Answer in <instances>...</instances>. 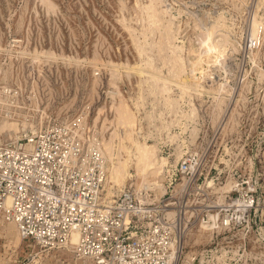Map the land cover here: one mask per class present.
<instances>
[{
    "label": "rangeland",
    "instance_id": "rangeland-1",
    "mask_svg": "<svg viewBox=\"0 0 264 264\" xmlns=\"http://www.w3.org/2000/svg\"><path fill=\"white\" fill-rule=\"evenodd\" d=\"M211 42L222 55L207 65ZM79 116L106 155L155 146L158 197L164 174L190 176L185 159L187 189L216 206L254 191L247 224H192L178 264H264V0H0V143ZM130 172L108 169L106 189L139 186ZM18 236L0 214V264H91Z\"/></svg>",
    "mask_w": 264,
    "mask_h": 264
},
{
    "label": "built area",
    "instance_id": "built-area-1",
    "mask_svg": "<svg viewBox=\"0 0 264 264\" xmlns=\"http://www.w3.org/2000/svg\"><path fill=\"white\" fill-rule=\"evenodd\" d=\"M103 142L102 132L79 116L27 126L0 143V214L21 240L54 249L69 246L75 235V256L91 264H178L183 248L178 253L177 246L192 224L212 231L248 223L254 191L216 206L199 188L187 189L189 159L177 172L190 176L174 186L176 176L164 174L160 197L135 183L106 189Z\"/></svg>",
    "mask_w": 264,
    "mask_h": 264
},
{
    "label": "bare ground",
    "instance_id": "bare-ground-1",
    "mask_svg": "<svg viewBox=\"0 0 264 264\" xmlns=\"http://www.w3.org/2000/svg\"><path fill=\"white\" fill-rule=\"evenodd\" d=\"M151 3H153V1ZM152 7L153 6H150V8H152ZM152 14H153V12H152ZM208 34H209V32H208ZM210 35H212V34H210ZM220 48H221V42H217L215 44H214V42L213 43L211 42L209 45H207L205 47V52H207L209 57L212 56L213 54H215L214 59L199 60V61L205 62L207 65H212V64L216 63L222 55V50H220ZM199 61H197L195 64H199ZM166 90H168V87L164 83V86L162 87V91L166 92ZM107 146H108V143H107ZM106 151L108 152V150H106ZM109 151H110V149H109ZM108 153H110V152H108ZM112 154H111V156L109 154H107L111 157L109 159V160H111L110 161L111 165L108 166V169H109L110 176L112 179H113V177H115V175L119 174L120 181L122 183H124L127 179L132 177L130 169H131V167H133L135 169L137 176H139V178L141 180V183H140L141 186H144V185L149 186L152 184L159 186L157 181H155L153 179L154 178L153 174H156V172H158L155 169V161H156L155 160L156 159L155 158V155H156L155 146L148 145L145 143H138L135 152L132 154H127L126 157H120V158L118 157L117 158V157H115V155H113V157H114L113 158ZM116 156H118V155H116ZM108 165H109V163H108ZM7 204L9 205V200L7 201ZM6 223L15 226L13 223H9V222H6ZM76 243H77V237L74 235L71 239V243H70L69 247L74 249ZM183 247H184L183 244L177 246L176 252L179 253L180 249ZM194 261H195V259H194ZM197 263H199V262L197 261Z\"/></svg>",
    "mask_w": 264,
    "mask_h": 264
}]
</instances>
